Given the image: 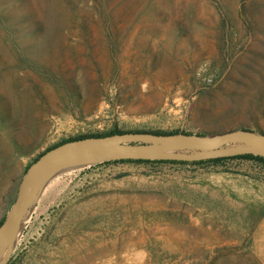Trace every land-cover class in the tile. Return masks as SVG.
Returning a JSON list of instances; mask_svg holds the SVG:
<instances>
[{"label":"rangeland","instance_id":"rangeland-1","mask_svg":"<svg viewBox=\"0 0 264 264\" xmlns=\"http://www.w3.org/2000/svg\"><path fill=\"white\" fill-rule=\"evenodd\" d=\"M236 128L264 133V0H0V220L66 138ZM248 164L62 173L6 264H259L264 180Z\"/></svg>","mask_w":264,"mask_h":264},{"label":"water","instance_id":"water-1","mask_svg":"<svg viewBox=\"0 0 264 264\" xmlns=\"http://www.w3.org/2000/svg\"><path fill=\"white\" fill-rule=\"evenodd\" d=\"M251 154L264 159V133L247 128L216 133L129 131L73 139L42 153L25 171L0 223V264H6L47 184L58 175L115 160L200 161Z\"/></svg>","mask_w":264,"mask_h":264},{"label":"trees","instance_id":"trees-1","mask_svg":"<svg viewBox=\"0 0 264 264\" xmlns=\"http://www.w3.org/2000/svg\"><path fill=\"white\" fill-rule=\"evenodd\" d=\"M136 131H141V130H136ZM123 132H129V131H123V130H117L113 129L107 133H91V134H85V135H80V136H75V137H69L66 138L59 143L49 147L48 149L55 147L61 143H64L69 140L73 139H79V138H84V137H89V136H104V135H110V134H116V133H123ZM153 132L156 134H172V133H178L177 131H169V132H163V131H149ZM185 133H190V132H185ZM46 149L45 151H47ZM43 151L42 153H44ZM42 153H40L33 161H35ZM229 159H254V160H259L264 162V159L260 156H255L251 154H244V155H237V156H232V157H222V158H214V159H207V160H200V161H193V162H186V161H174V160H115L113 162H143V163H163V164H191V165H199V164H204V163H213L216 164L218 162L224 161V160H229ZM3 220V219H2ZM0 220V223L2 222Z\"/></svg>","mask_w":264,"mask_h":264},{"label":"crops","instance_id":"crops-1","mask_svg":"<svg viewBox=\"0 0 264 264\" xmlns=\"http://www.w3.org/2000/svg\"><path fill=\"white\" fill-rule=\"evenodd\" d=\"M262 190V198L264 199V185ZM264 203V202H263ZM250 249L253 257L259 264H264V208L258 218L250 238Z\"/></svg>","mask_w":264,"mask_h":264},{"label":"built area","instance_id":"built-area-1","mask_svg":"<svg viewBox=\"0 0 264 264\" xmlns=\"http://www.w3.org/2000/svg\"><path fill=\"white\" fill-rule=\"evenodd\" d=\"M248 165L252 170L259 175V177L264 180V162L254 159H246ZM170 165H180V164H170Z\"/></svg>","mask_w":264,"mask_h":264}]
</instances>
